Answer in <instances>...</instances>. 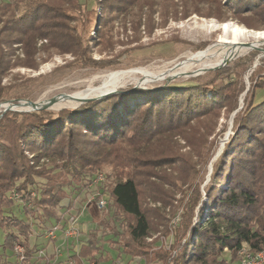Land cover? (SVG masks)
Wrapping results in <instances>:
<instances>
[{
  "label": "trees",
  "instance_id": "obj_1",
  "mask_svg": "<svg viewBox=\"0 0 264 264\" xmlns=\"http://www.w3.org/2000/svg\"><path fill=\"white\" fill-rule=\"evenodd\" d=\"M94 1L98 9L93 22L98 19L99 26L86 41L106 42L109 50L116 43L112 25L119 16L124 15L125 24L131 14L137 32L145 7L153 22L156 6L166 15L171 9L178 11L179 5L176 0ZM181 4L184 16L194 11L224 19L233 11L249 27L264 28V0ZM80 6V0H0V104L28 97L14 94L19 84H6L4 79L17 66L37 67L41 39L49 41L43 47L79 53L81 65L94 68L116 66L120 56L141 46L125 48L111 58H94L81 48L79 25L87 21L76 15ZM20 49L26 57L17 54ZM259 53L242 56L196 84L156 89L131 84L56 112L0 111V228L5 231L0 254L11 251L18 264H32L39 248L35 240L44 234V226L48 231L66 226L68 217L59 210L72 206L75 191L93 184L100 173L106 187L102 183L96 197L106 199L107 209L114 208L112 216L120 220L122 230L111 228L125 255L142 258L144 264H238L244 243L252 251H264V98L256 100L257 90L264 88L263 67L253 69L255 80L242 108L239 100L246 90L243 75ZM222 72L234 78H223ZM223 109L226 117L238 110L232 133L213 162L210 180L201 187L199 165L210 159L214 138L209 136ZM19 204L22 217L15 210ZM107 214L97 218L99 225L109 223ZM96 237L92 232L68 262L105 261L95 254ZM169 237V245L158 244ZM17 244L24 248L23 259L15 250Z\"/></svg>",
  "mask_w": 264,
  "mask_h": 264
},
{
  "label": "rangeland",
  "instance_id": "obj_2",
  "mask_svg": "<svg viewBox=\"0 0 264 264\" xmlns=\"http://www.w3.org/2000/svg\"><path fill=\"white\" fill-rule=\"evenodd\" d=\"M176 1L179 4L178 11L171 9L166 15H163L165 12L160 10L159 5L156 6L158 10L152 15L153 22L148 20V8L145 7V12L141 20L142 23L139 28L140 30H137V32H135L133 28L130 19L131 14H128L126 17L127 22L125 24L124 20H122L124 15L113 20V40L116 41V43L113 49L109 50L106 48V42L100 44L92 42V44H90L86 41V38L90 37V34L96 35L95 28L99 26V21L96 19L95 22H93V12L94 9H98V6L94 0H80L81 6L79 7V10H77L76 15H79L83 20L87 21L85 22L86 26L82 24L79 25L80 28L83 27L81 33L84 37L82 38L83 42L81 48L86 47V51L89 50L91 56L96 59L105 57L111 58L125 48L137 46L139 44H141V46L120 56L116 66L94 68L93 66L81 65L82 62L80 59L82 58H80L81 56L79 53H59L54 48L43 47V45L49 43V41L41 39L38 42L39 50L36 53L37 67L17 66L13 68L11 73L4 79V83L19 84V86L13 90L14 94L27 95L28 97L22 96V98L41 101V104L44 103V101H49L57 96L58 98L67 99L76 98L90 85H99L100 88L103 86L106 79L111 78L112 73L129 75L132 76V78L125 80L120 85L109 87L101 93L90 92L85 94L80 99L99 96L111 89H119L120 87H125L131 84H139L140 87L146 89L179 87L190 83L196 84L197 82L207 81L215 76L217 69L232 65L240 57L249 55L255 50H259L260 53L256 57L253 66L243 75L242 81L245 83L246 90L239 98L240 108H242L245 103L246 92L252 87L255 80V77L252 75L253 69L258 66L263 67L264 71V50L250 49L246 52H241L234 56L235 58H230L232 60L228 59L230 61L227 60L228 62L222 67L207 69L197 74L194 72L201 71L199 65H195L190 72L184 71L178 73L182 75L192 73V75L189 76H177L174 78H169L168 76L167 78H159V75L174 74L173 71L178 68L180 64L188 61V54L201 56L207 51V49L216 45H221L226 41L257 42L255 47L258 46L264 49V36L257 34L263 33L264 28L255 29L249 27L245 21L240 20L239 14L234 15L233 11L226 12L224 19H219L216 16L200 15L192 9L193 12H191L190 15L184 16V8L181 4V0ZM176 12L178 13L177 17L175 16ZM90 20L91 22H89ZM231 23L242 26L248 31V33L245 36L236 38L232 28L229 26ZM131 36L138 38L129 43H124V41L127 42ZM17 54L22 58L26 57L21 49L18 50ZM215 65L211 67H214ZM134 67H138V69L129 70ZM156 72L159 73L155 74ZM228 74L229 76H232V79L234 78V74L227 72H222L220 76L227 78ZM28 79L29 81H27ZM22 98H17V100H15L16 98H13L10 101H6V103H2L3 105H1L0 108H3L4 110L7 105L11 103L16 104L17 101ZM263 98L264 88L258 89L256 92V100L259 101ZM80 99L70 103H67L68 101H57L52 104L49 109L56 112L63 107H75L80 104L78 103ZM14 108L20 109L22 107ZM235 111L237 112L238 110ZM234 112L226 117V113L223 109L215 133H212L209 136L210 140H213L214 138V145L210 152V159L208 162L203 167L199 165L201 171L203 169L201 187L205 185L207 178L209 177V172L211 168L213 169V162L218 158V152L223 149L220 150L222 142H226L229 135L232 133L234 120L232 115ZM181 142H184V140H181ZM188 149L189 147H186L184 150ZM193 159H198L196 154H194ZM197 161H199V159ZM102 183L106 187V181L104 179L103 182L89 184L87 187L76 190V198H74L76 202L73 201V205L68 207L66 211L58 209L60 215H66L67 217L72 215L77 216L79 226L78 236L67 238L61 231H57L51 235L49 233L50 231H48V229L45 230L46 226H44V234H39L35 240L39 248L33 258V262H31L32 264H72L68 262L67 258L76 252L83 242H87L91 233L95 231L97 234L96 240L99 246V249L95 254L97 256L102 255L105 259L101 264H144V259L131 257L122 253L119 236H115L111 228V226L114 225L118 230H122L120 220L117 219V217L112 216L114 215V208L110 207L107 209V207H105L101 210L97 209L95 203L98 198L96 196L100 192L99 189L101 188ZM68 190L70 192V189ZM15 210L18 211L16 214L19 217H22L21 204L17 205ZM107 211L108 214L106 215V219L109 220V223L99 225L97 223V218L103 216L102 214ZM48 224L49 223L46 225L48 226ZM35 229L37 232H41V230H37V228ZM169 238H162L158 244H161L163 241L165 244L169 245L171 242V238ZM4 240L5 231L3 228H0V244H3ZM151 240V238L148 239V241ZM0 264H18L16 254H12L11 251H8L7 256L0 254ZM84 264H89V260L85 259Z\"/></svg>",
  "mask_w": 264,
  "mask_h": 264
},
{
  "label": "bare ground",
  "instance_id": "obj_3",
  "mask_svg": "<svg viewBox=\"0 0 264 264\" xmlns=\"http://www.w3.org/2000/svg\"><path fill=\"white\" fill-rule=\"evenodd\" d=\"M229 26L232 28L233 33L235 34L236 38L245 36L248 33V31L245 28H243L242 26H240L238 24L231 23V24H229ZM257 34L264 36V32L263 33H257ZM256 43L257 42H252L248 46H243V45H240V44H238L240 46H238V45L236 46V45H230V44L223 43L221 45H216V46H214V47H212L210 49H207V51L201 56L188 54L187 55L188 61L185 62V63L180 64L178 66V68H176L173 71L174 74H172V75L163 74L161 76L159 75V78L160 77L167 78L168 76H169V78H174V77H177V76H189V75H192V73H187V74H184V75L178 74V73L184 72V71H189L190 72L191 69H193L195 65H199V67H200L199 69H201V71L199 70V71L194 72L195 74L200 73V72H202L204 70H207V69L214 68V67H216L218 65H221V64L225 63L223 61L227 62L228 59L235 58L234 56L238 55L241 52H246L247 50L254 49L255 45H257ZM232 59H230V60H232ZM230 60H228V61H230ZM217 63H219V64H217ZM215 64H217V65H215ZM213 65H215V66L211 67ZM136 69H138V67H134V68H131L129 70H136ZM125 71H127V70H125ZM125 71H122V72H125ZM158 73L159 72H156L155 74H158ZM154 77H157V76H154ZM154 77H152V78H154ZM129 78H132V76L122 75V74H118V73H112L111 74V78L110 79H106L104 81L103 86H101L100 88H99V85H97V86L90 85L84 92H82L76 98H70V99L58 98L57 101H68L67 103H70L72 101H75L77 99L82 98L83 95L88 94L90 92L101 93V92L105 91L109 87H112V86H115V85H120L121 83H123L125 80H127ZM114 89H116V88H114ZM114 89H111L110 91H112ZM39 104H41V103H39ZM1 110H3V108H0V111ZM221 145H223V142H222ZM222 148L223 147H221L220 150Z\"/></svg>",
  "mask_w": 264,
  "mask_h": 264
},
{
  "label": "built area",
  "instance_id": "obj_4",
  "mask_svg": "<svg viewBox=\"0 0 264 264\" xmlns=\"http://www.w3.org/2000/svg\"><path fill=\"white\" fill-rule=\"evenodd\" d=\"M104 175L100 173L94 180V183L103 182ZM97 209L101 210L107 206V201L104 198L97 199L95 203ZM179 217L173 220V225L178 224ZM57 231H61L65 237H76L79 233L78 227V218L76 215H72L68 217V224L64 227H60L59 225H55L53 228L50 229V234H54ZM23 246L17 244L15 246L16 252L20 253V258L23 259ZM72 263V261H69ZM238 264H264V251L255 252L252 251L248 244L244 243L241 250L239 251V262Z\"/></svg>",
  "mask_w": 264,
  "mask_h": 264
},
{
  "label": "water",
  "instance_id": "obj_5",
  "mask_svg": "<svg viewBox=\"0 0 264 264\" xmlns=\"http://www.w3.org/2000/svg\"><path fill=\"white\" fill-rule=\"evenodd\" d=\"M219 42H221V41H219ZM225 43H226V44H231V45H238V44H240V45H243V46H248V45L251 44L252 42H242V41H236V42H234V41H226ZM254 49L264 50L263 48L258 47V46H256ZM227 62H228V61H227ZM227 62H225V63H223V64H221V65H218V66H216V67H214V68L222 67V66H223L224 64H226ZM211 69H212V68H211ZM134 86H135V87H140L139 84L134 85ZM116 91H118V89H114V90H112V91H108V92L103 93V94H101V95H99V96L87 97V98H84V99H80V100L78 101V103L81 104V103L87 102V101L92 100V99L101 98V97H103V96H105V95H108V94L114 93V92H116ZM57 99H58V96H57V97H53V98L50 99L49 101H44V103H42V104H39L40 101H35V100H31V99H19V100L17 101L16 104H15V103H11V104L7 105V106L4 108L3 112H5V111H7V110H15V111H34V110H41V109H49V107H50L52 104H54L55 102H57ZM5 103H6V102H5ZM80 104H79V105H80ZM1 105H3V104L1 103L0 106H1ZM77 106H78V105H77ZM77 106H75V107H77ZM14 107H22V108H20V109H15ZM235 113H236V111L233 113L232 117H234ZM225 140H227V139H225ZM224 144H225V142H223V145H221V147H224ZM221 151H222V150H221ZM221 151L218 152V156L220 155ZM211 172H212V168H211V170H210V172H209V177L207 178L206 183L210 180ZM206 183H205V184H206Z\"/></svg>",
  "mask_w": 264,
  "mask_h": 264
}]
</instances>
